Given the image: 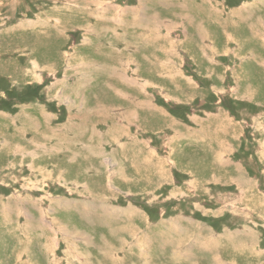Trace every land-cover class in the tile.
Listing matches in <instances>:
<instances>
[{
  "label": "rangeland",
  "instance_id": "obj_1",
  "mask_svg": "<svg viewBox=\"0 0 264 264\" xmlns=\"http://www.w3.org/2000/svg\"><path fill=\"white\" fill-rule=\"evenodd\" d=\"M0 264H264V0H0Z\"/></svg>",
  "mask_w": 264,
  "mask_h": 264
}]
</instances>
